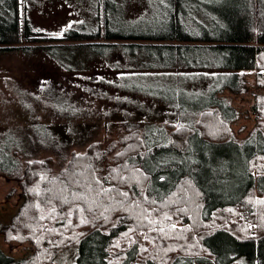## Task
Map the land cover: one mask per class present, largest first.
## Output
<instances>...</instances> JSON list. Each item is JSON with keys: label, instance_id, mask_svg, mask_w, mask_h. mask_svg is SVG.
<instances>
[{"label": "trees", "instance_id": "obj_1", "mask_svg": "<svg viewBox=\"0 0 264 264\" xmlns=\"http://www.w3.org/2000/svg\"><path fill=\"white\" fill-rule=\"evenodd\" d=\"M159 3L154 22L135 27L112 22L121 12L114 0H94V25L54 37L32 28L27 0H0V53L116 48L144 54L126 59L139 67L212 72L204 92L184 90L195 74L163 84L204 98L190 126H167L166 148L129 130L72 153L58 171L50 159L16 162L9 176L20 204L8 224L0 222V238L29 246L30 254L16 260L0 249V264H55L68 248L79 249L76 264H264V232L239 236L224 228L233 209L243 222L264 226V171L253 169L258 160L264 169V0ZM254 72L263 93L255 97L253 128L239 140L232 97L248 92L245 78ZM194 143L215 161L194 159Z\"/></svg>", "mask_w": 264, "mask_h": 264}, {"label": "rangeland", "instance_id": "obj_2", "mask_svg": "<svg viewBox=\"0 0 264 264\" xmlns=\"http://www.w3.org/2000/svg\"><path fill=\"white\" fill-rule=\"evenodd\" d=\"M114 1L121 11L120 17H112L114 23L139 27L154 22L158 16L159 0ZM93 4L94 0H27L32 28L54 37L94 25ZM116 50L108 53L110 55L104 49L81 47L0 53L2 224H8L20 204L19 186L14 177L9 176L16 170V162L50 159L53 170L58 171L72 153L83 154L92 142L112 141L129 130H139L150 142L166 148L168 125L182 127L193 123V113L204 98L181 93L163 84H173L180 76L195 74V80L182 84L184 90L204 92L212 72L185 70L179 66L147 69L139 67V60H126L133 57L132 52ZM119 54L125 59L119 58ZM134 56L145 57L141 53ZM148 57L153 58L152 55ZM254 73L245 78L248 92L232 97L239 120L231 128L239 140L247 137L253 128L257 118L253 112L255 97L263 93L257 87L259 73ZM136 74L145 82L121 81L122 77H135ZM157 81L161 84H155ZM201 150L194 143L190 155L212 164L215 153ZM162 153L173 159L172 154ZM253 169L264 171L263 161H256ZM201 170L202 173L209 172L205 165ZM12 190L15 193L11 195ZM241 218L237 209L225 211L224 228L239 236L264 232L260 222L253 219L245 223ZM0 249L16 260L30 254L29 246H10L2 238ZM78 256V248H68L56 256L54 263L76 264Z\"/></svg>", "mask_w": 264, "mask_h": 264}]
</instances>
